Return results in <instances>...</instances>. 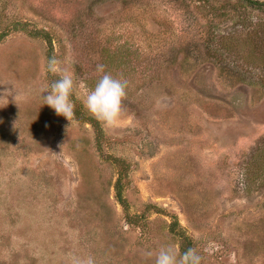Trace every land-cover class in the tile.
<instances>
[{"label":"rangeland","instance_id":"1","mask_svg":"<svg viewBox=\"0 0 264 264\" xmlns=\"http://www.w3.org/2000/svg\"><path fill=\"white\" fill-rule=\"evenodd\" d=\"M246 1L0 0V264H155L181 254L172 223L202 264H264V0ZM53 56L69 122L41 107ZM97 64L127 80L111 129L83 106ZM102 154L128 165L126 212Z\"/></svg>","mask_w":264,"mask_h":264},{"label":"clouds","instance_id":"2","mask_svg":"<svg viewBox=\"0 0 264 264\" xmlns=\"http://www.w3.org/2000/svg\"><path fill=\"white\" fill-rule=\"evenodd\" d=\"M62 61L55 56L46 61V71L49 73H62L59 79L51 83L50 87L40 95L42 106H48L56 116L63 117L68 122L74 118V74L61 68ZM99 79L94 87L88 89L83 83L79 85L84 90L83 106L89 114L104 128H114L122 122V101L126 97L127 80L113 76L105 71L103 64L96 65ZM146 255L152 256V252ZM72 264H95L93 257L86 259L73 257ZM155 264H202V256L195 248H190L183 254L168 244L159 247L155 254Z\"/></svg>","mask_w":264,"mask_h":264},{"label":"trees","instance_id":"3","mask_svg":"<svg viewBox=\"0 0 264 264\" xmlns=\"http://www.w3.org/2000/svg\"><path fill=\"white\" fill-rule=\"evenodd\" d=\"M247 4L249 6H253V5H256V2H251L249 0L246 1ZM264 3L262 4H258L257 3V7H260L262 6ZM259 9V8H257ZM30 36H34V37H41L43 36L44 38H46V40H48V38L46 37V35H41V32L40 31H31L30 33ZM2 34L0 35V39L2 38ZM53 82H54V79H53ZM87 121H89L90 123H93L95 124V120L93 118H87L86 119ZM95 126V125H94ZM95 131L97 132L96 133V143H97V148H98V151H99V154L101 155V149H102V142H103V132L102 130L98 127V126H95L94 127ZM102 158L104 161H107V162H111V164H113L114 166H116L117 168V180L114 184V192H115V198L117 200V202L119 203V205L122 207V209L126 212L127 211V204H126V201L125 199L123 198V195H122V191H123V183H124V180L128 177L127 175V172H128V165L120 160V159H117V158H114V157H111L110 155H103L102 154ZM157 212H160V211H157ZM126 216V219H130L131 220V217H129V215H125ZM129 221V220H128ZM141 222L140 220H135V223H139ZM178 224L177 223H172L170 229H171V232H173L174 234H176L180 240V253L183 254L185 251H187L188 249H190L189 247V241H188V238L182 233V232H179L177 231L176 229H174L175 227H177Z\"/></svg>","mask_w":264,"mask_h":264}]
</instances>
